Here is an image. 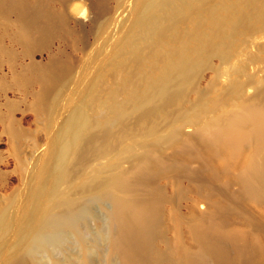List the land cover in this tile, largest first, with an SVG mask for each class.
Masks as SVG:
<instances>
[{"label":"rangeland","instance_id":"374dc122","mask_svg":"<svg viewBox=\"0 0 264 264\" xmlns=\"http://www.w3.org/2000/svg\"><path fill=\"white\" fill-rule=\"evenodd\" d=\"M148 1L0 0V264H264V190L242 175L251 147L214 136L264 88V23L207 56L154 130L58 179L71 121L103 112L88 95ZM120 172L126 186L112 194L83 188ZM115 200L146 211L143 238L120 240Z\"/></svg>","mask_w":264,"mask_h":264},{"label":"bare ground","instance_id":"6f19581e","mask_svg":"<svg viewBox=\"0 0 264 264\" xmlns=\"http://www.w3.org/2000/svg\"><path fill=\"white\" fill-rule=\"evenodd\" d=\"M263 23L264 0L148 1L136 19L133 36L109 61L88 95L85 106L101 107L103 112L96 119L80 112L71 121L58 156V179L71 177L89 157L116 148L126 135L154 130L183 102L207 56L227 51L231 35L242 37ZM120 93L124 98L118 101ZM214 136L231 151L250 145L242 175L249 186L263 191L264 88L249 95L241 111L219 122ZM125 186L122 172L83 183L86 191L103 189L106 194ZM34 200L41 208L45 190L39 189ZM114 211L120 240L124 234L139 235L146 226V211L133 204L115 200ZM5 228L0 216V232ZM8 264L20 261L12 258Z\"/></svg>","mask_w":264,"mask_h":264}]
</instances>
